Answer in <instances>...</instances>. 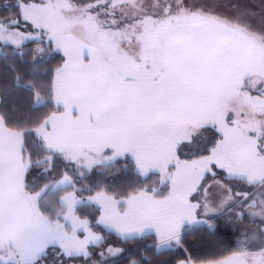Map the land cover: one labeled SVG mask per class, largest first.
<instances>
[{
  "label": "snow or ice",
  "instance_id": "obj_1",
  "mask_svg": "<svg viewBox=\"0 0 264 264\" xmlns=\"http://www.w3.org/2000/svg\"><path fill=\"white\" fill-rule=\"evenodd\" d=\"M2 6L0 264H264V0Z\"/></svg>",
  "mask_w": 264,
  "mask_h": 264
},
{
  "label": "trees",
  "instance_id": "obj_2",
  "mask_svg": "<svg viewBox=\"0 0 264 264\" xmlns=\"http://www.w3.org/2000/svg\"><path fill=\"white\" fill-rule=\"evenodd\" d=\"M6 2H7V0H0V14H4V8L2 5ZM59 62H60V59H59V57H57L55 60L52 61L51 66L55 67V65L58 64ZM24 68H25V66L21 65L22 71L24 70ZM16 96H17V94L10 93L7 96L0 97V99L6 101L8 103H11L13 101L14 97H16ZM16 102L19 103L20 98H17ZM128 182L129 181L127 179L126 174H121V176L119 178H115V179L110 176L103 183H106V184L112 186L116 190H120L119 186L120 185H126ZM130 190H131L130 188L125 187L122 190V194H123V192H127ZM94 230L102 231V227L96 228ZM103 234L106 236V238L109 240V242H113V243H115L116 246L122 247L124 249L123 255L118 257L119 264H128V262L131 259L139 258L137 256V252L139 250L143 249L144 244L152 243V240L150 237H145V239L142 242H132V241L122 242V241L118 240V238L115 236V234H109L107 231H104ZM188 239L191 240L193 238L189 237ZM190 250H191V253L193 256H203L208 251H210L209 248H207L205 245L200 244V243H196V244L192 245Z\"/></svg>",
  "mask_w": 264,
  "mask_h": 264
},
{
  "label": "rangeland",
  "instance_id": "obj_3",
  "mask_svg": "<svg viewBox=\"0 0 264 264\" xmlns=\"http://www.w3.org/2000/svg\"><path fill=\"white\" fill-rule=\"evenodd\" d=\"M250 3H258V0H248Z\"/></svg>",
  "mask_w": 264,
  "mask_h": 264
}]
</instances>
